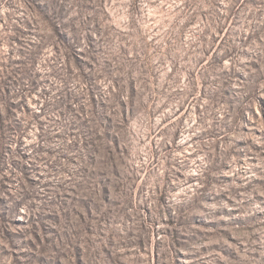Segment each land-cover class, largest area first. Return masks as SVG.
Segmentation results:
<instances>
[{"label":"rangeland","instance_id":"obj_1","mask_svg":"<svg viewBox=\"0 0 264 264\" xmlns=\"http://www.w3.org/2000/svg\"><path fill=\"white\" fill-rule=\"evenodd\" d=\"M0 264H264V0H0Z\"/></svg>","mask_w":264,"mask_h":264}]
</instances>
